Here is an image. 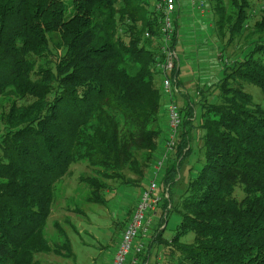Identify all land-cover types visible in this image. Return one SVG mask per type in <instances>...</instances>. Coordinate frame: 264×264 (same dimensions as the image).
Listing matches in <instances>:
<instances>
[{"label": "trees", "instance_id": "obj_1", "mask_svg": "<svg viewBox=\"0 0 264 264\" xmlns=\"http://www.w3.org/2000/svg\"><path fill=\"white\" fill-rule=\"evenodd\" d=\"M151 3L0 0V264L71 254L57 223L55 238L46 230L55 186L73 165L92 171L79 179L91 205L112 202V183L135 189L151 178L167 128L156 70L163 17ZM206 13L222 68L217 81L188 87L177 67L174 15L170 78L182 122L158 182L167 198L138 264L151 257L154 264H264V104L243 88L255 86L264 98V0H206ZM194 137L202 160L185 168ZM183 167L192 173L173 205ZM172 212L180 222L166 240Z\"/></svg>", "mask_w": 264, "mask_h": 264}, {"label": "rangeland", "instance_id": "obj_2", "mask_svg": "<svg viewBox=\"0 0 264 264\" xmlns=\"http://www.w3.org/2000/svg\"><path fill=\"white\" fill-rule=\"evenodd\" d=\"M253 2H260L262 0H251ZM206 3V0H205ZM208 14L204 15L206 17ZM209 30L206 36H210ZM181 41L177 49V56L183 69H189L183 66V52L186 47L187 41L184 39V34L180 31ZM185 40L186 44L182 43ZM244 45H241V48ZM220 48V46H219ZM240 50L236 53H238ZM231 58L227 57V60ZM185 70H183V73ZM185 81L187 85L194 84L190 76ZM244 92L249 94L253 102L256 104H264V98L260 90L255 86L243 85ZM194 99V96L191 94ZM192 142V155L186 162L185 168H198V160H202V153L198 150V139ZM179 173V179L172 190V204L175 205L180 195L186 190V185L190 173H185L184 169ZM144 171V170H143ZM92 171L86 167L85 164L78 163L70 168L69 174L56 184L57 197L55 204L52 208V213L47 226V237L53 239L56 237L55 229L52 223H57L63 231L67 234V237L71 246V254L66 256L64 252L56 253L51 252L47 255H40L35 257V260L39 264H109L112 256L116 250V246L119 242V238L123 229V223L125 219H129L133 210V205L136 204L138 196L144 185L146 187L147 181L143 182L141 188L124 189L117 188L119 184H111L112 192L109 199L112 198V202L108 206L91 205L86 202V198L89 195L90 189L84 184L79 182L82 177L92 176ZM132 174H127L130 180H139L138 176L130 177ZM159 181V180H158ZM141 189V191H140ZM236 199L240 200L243 197L240 189L235 191ZM115 198V199H114ZM115 202H114V201ZM126 219V220H127ZM127 222V221H126ZM180 218L174 213H170L167 224L165 226L166 231L164 233V239L170 240L174 235V230L179 224ZM59 237V236H58ZM193 236L189 235L183 239V243H191ZM59 254V255H57ZM138 263V262H137ZM149 264H154V257H151Z\"/></svg>", "mask_w": 264, "mask_h": 264}, {"label": "built area", "instance_id": "obj_3", "mask_svg": "<svg viewBox=\"0 0 264 264\" xmlns=\"http://www.w3.org/2000/svg\"><path fill=\"white\" fill-rule=\"evenodd\" d=\"M177 0H152V8L161 13V33L163 36L162 59L158 58L156 70L161 74V90L165 105V118L167 123L166 141L163 144V152L156 159L151 169V178L146 187L140 192L138 200L123 227L116 250L109 264H138L136 256L140 254L145 242L152 232V218L167 194L162 195L158 191V180L165 169L166 156L172 152L176 144L178 129L181 125V114L175 104L177 88L171 85V73L175 69L176 53L170 50V42L173 35V19L176 12ZM198 15H206V3L198 0L196 4ZM227 63V62H226ZM131 258V261L128 259Z\"/></svg>", "mask_w": 264, "mask_h": 264}, {"label": "crops", "instance_id": "obj_4", "mask_svg": "<svg viewBox=\"0 0 264 264\" xmlns=\"http://www.w3.org/2000/svg\"><path fill=\"white\" fill-rule=\"evenodd\" d=\"M198 0H178L176 3V13L179 15V28L184 34V39L182 43L186 44L183 52V66L189 69H183L182 64L178 59V69L179 77L181 83L185 86H191L193 84L187 85L185 78L189 76L195 85L204 84L209 82H215L219 79V73L222 68L220 63V48L219 44L213 39L212 34L206 36L207 32L211 29L209 25L210 17L198 15L196 4ZM211 31V30H210ZM183 70L185 72L183 73ZM134 207V205H133ZM159 209V208H158ZM155 212L152 218V228L157 224L159 220L158 210ZM127 219V218H126ZM124 221L123 227L126 225ZM131 261V258L128 259Z\"/></svg>", "mask_w": 264, "mask_h": 264}]
</instances>
